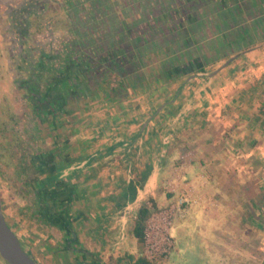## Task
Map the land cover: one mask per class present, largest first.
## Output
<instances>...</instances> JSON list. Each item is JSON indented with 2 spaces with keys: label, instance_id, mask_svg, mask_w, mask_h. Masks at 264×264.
<instances>
[{
  "label": "crops",
  "instance_id": "crops-1",
  "mask_svg": "<svg viewBox=\"0 0 264 264\" xmlns=\"http://www.w3.org/2000/svg\"><path fill=\"white\" fill-rule=\"evenodd\" d=\"M203 10V6L196 7V22ZM213 11L211 15L219 22L218 33L228 35L231 42L235 38L233 45L229 41L231 55L226 60L223 57L207 60L205 72L171 81L161 79V70L172 62L177 64L186 59L185 46L177 54L175 51L171 54L168 47L172 56L168 54L165 57L168 60H164L156 72L144 70V64L141 65L144 59L135 54L131 58L135 60V69H132L135 70V86L123 82L125 91L113 99L109 98L105 87L101 88L97 97L91 95L68 117L60 118H67L68 126L52 131L50 140L61 142L66 136L70 145L67 151L72 166L64 175L74 181L77 204L80 199L84 202L83 211L74 212L84 216L83 252L87 255L84 259L87 264H94L95 258L100 259V264H133L135 258L144 257L142 243L133 236L134 219L140 206L150 200L158 207L160 172L179 154L161 145V134L183 109L187 113L179 121L184 144L199 153L200 160L189 163L192 165L190 179L197 183L201 179L206 181L205 175L212 174L217 162L210 150L262 145L264 0H238L235 7L229 9L232 14L220 8ZM196 31L191 30L195 34ZM157 49L156 53L165 59L163 53L167 52ZM191 53L202 54L198 49ZM57 134L61 135L58 139ZM180 153L179 158L183 156V152ZM145 172V181L140 183ZM168 197L172 195H166V199ZM193 205L190 217L197 212ZM74 218L75 231L80 219L76 214ZM35 225L31 239L36 241V246L32 256L35 258L36 254L38 264L79 263L78 253L82 251L77 249L75 253L70 249V242L64 240L54 244L52 229L36 222ZM77 232L74 235L78 238ZM56 234L64 239L61 231ZM130 241L141 245L139 254H135Z\"/></svg>",
  "mask_w": 264,
  "mask_h": 264
},
{
  "label": "rangeland",
  "instance_id": "rangeland-1",
  "mask_svg": "<svg viewBox=\"0 0 264 264\" xmlns=\"http://www.w3.org/2000/svg\"><path fill=\"white\" fill-rule=\"evenodd\" d=\"M78 1L80 6L67 0H0V196L9 226L31 255L35 252L36 241L31 237L36 225L23 198L24 187H21L20 179L24 177H17L19 164L14 144V140L21 134H18V130L24 124L19 122L23 118L22 97L16 90L17 71L13 59L21 46L9 20V13L28 5L30 17L27 13L24 15L29 18L28 31L32 36V42L28 45L44 47L50 51H56L64 44L77 43L76 40L81 37L84 44H87V40L88 44L91 42L90 45L96 42L95 47L97 44L106 50L120 44L121 48L128 51L131 46H136L135 37H139L141 44L147 42L145 48L140 49L144 59L141 65L144 64V70L151 69L154 72L164 60H168L165 58L169 54L168 47L171 54L174 51L177 54L185 46L183 55L198 49L202 53L200 57L205 60L215 61L221 57L226 60L231 55V52L228 53L230 45L226 41L224 44L218 42L219 38L225 37L218 33V24L209 11L210 5H205L206 0L179 3V13L184 18L195 19L196 7L204 8L200 20L196 22L195 19L192 25L187 26L197 30L196 34L191 32L192 35H189L188 31L189 37L180 38L179 41H168L165 38L168 35L166 26L169 24V12L176 9L173 0ZM173 22L170 25L172 27L177 21ZM114 25L116 27L112 28ZM142 26L146 28L143 30ZM171 33H174V38H177L176 34H181L175 29H171ZM128 36L126 43L123 40ZM157 48L167 52L163 53L165 59L156 53ZM130 53L133 56L135 51ZM121 64L123 78L116 74L107 75L103 82L114 87L122 79V82L135 86V70L132 74L130 72L135 69L134 60ZM180 128H177L168 146L179 154H176L177 159L172 164H167L160 172L157 184L158 207L154 208V212L166 206L170 199L172 202L176 199L174 194L166 199L172 188L182 192L187 190L186 193L194 189V197L189 196V199L196 200L193 206L197 207V212L192 214L194 217H190V209L184 219L173 223L170 232L173 250L153 264H264V134L262 145L258 144L257 147L230 149L225 146L210 150L212 158L217 162L212 167V174L205 175L206 181L201 179L197 183L190 179L192 165L189 163H197L200 160L199 153L196 148H188L184 144ZM48 141L46 139L44 143ZM181 151L183 158H179ZM130 242L135 254H139L141 245L135 241ZM142 245L144 250V243ZM35 258H38L36 254ZM0 264L6 263L0 258Z\"/></svg>",
  "mask_w": 264,
  "mask_h": 264
},
{
  "label": "trees",
  "instance_id": "trees-1",
  "mask_svg": "<svg viewBox=\"0 0 264 264\" xmlns=\"http://www.w3.org/2000/svg\"><path fill=\"white\" fill-rule=\"evenodd\" d=\"M67 1L75 3L74 5L77 6L81 5L78 0ZM203 1L204 0H201V2ZM206 1L207 2L205 3V5H210V13L214 12L213 10H215L216 8H220L228 14L231 13L229 9H231V7H235L238 0ZM185 2L187 3L189 2V0H173L176 9L174 8L171 12H169V24L166 26L168 35H166L165 37L168 39V41L169 39L179 41L180 38H184V35L187 34L188 31L189 35H191L190 30L192 26L190 28H188L187 26L192 25L194 20L190 18H184V16L179 13V3L184 4ZM32 3L33 2H31V4L29 3L30 6H32ZM78 10L80 9H77L76 11ZM26 13L30 17L28 5H23L17 10L9 13V20L11 21L13 29L17 33V40L19 41V44L21 46L19 53H17L13 58L14 68L17 71V77L15 81L21 80L26 82V84L28 85L27 87L25 86V84L24 86L23 84L20 86H22L28 96H31V93H33L35 90L33 88V84L36 85L40 81H42L45 85L41 93H35L37 95V99H35L37 104L31 103L32 110H34L36 107H39L38 110L36 108L34 112L36 116L40 115L41 117H43L44 124L46 125V128L44 129L46 130V133H44L45 136L49 131H59L62 130L66 125L68 126V119L65 118V120H60V118L63 116L68 117L69 114L80 105V102L84 103V101H86L85 99H90V97H92L93 95H96L97 97L101 88L105 87L104 90L105 92H108L109 98L111 99L120 96L123 91H125L122 79L117 81L114 87H110V85L107 84L106 81L103 82V79L107 75L109 76L113 74H116V76L123 78V76L121 75V63L131 60L132 56H130V52L132 50L135 51V54L141 57L140 49H142L144 47V44L147 42H143L141 44L142 40L139 37H135V42H137V44L134 47L131 46L128 51H125L123 48H121L122 45L120 44H118V46H116L115 48L111 46V48L108 50L104 49L103 47H99L97 44L95 47L96 42L90 45L91 42L90 44H88V40L87 46V44L81 42L82 37L76 40L77 43H70L72 45L64 44L60 49L56 51H50L40 46L32 47L28 45L29 42H32V36L28 31L29 18L28 16H24ZM226 18L227 17H225V19ZM173 20H176L177 22L172 27L170 25L174 23ZM115 27L116 26L114 25L112 28ZM217 27H219V24L217 25ZM141 28L144 30L146 27L142 26ZM121 29L120 31L122 34L123 29ZM171 29H175L177 33L181 34H176L177 38H174L175 36L172 37L174 33H171ZM129 37L130 36L125 38L123 41L127 43V39ZM224 37L225 38H219L218 42L224 44V41H226V43H228L227 45H229V36L224 34ZM234 39L235 38L233 37V41H230L231 45L234 44ZM190 53L191 52L187 53V55H184L186 59L182 61H179V58L177 57L179 61L177 62V64L172 62L170 64L171 66H165L161 70V79L174 81L179 78L189 76L193 73L205 72L207 59H203L202 57L198 56V54L191 53L190 55ZM130 72L131 74L133 73L132 70ZM28 99L31 100L32 98ZM60 136H58L57 134V139ZM66 138L67 137L64 136L62 143L58 142L56 139H53L55 151H51V153L43 152L44 155L49 157L47 158V160H50V162L53 163V167L56 171L62 170L69 164H71L69 155L66 161H64L61 156L63 150H65L66 148H70V145L66 142ZM56 143L59 145H57ZM56 149H60V151L58 152L56 151ZM19 176L24 177V174H22V172L19 173L17 170V177L19 178ZM146 176L147 172L144 173V178L140 180V183L145 181ZM51 180L53 179H46L44 180V183H50ZM20 181L21 187L26 188L28 181L26 182V180L23 181L21 179ZM150 204L153 206V208H156V204L154 201L150 200ZM150 214L151 209L147 204H143L142 206H140L136 213L133 226V236L139 243H143L144 241L145 225ZM133 264L153 263L145 257H141L138 258Z\"/></svg>",
  "mask_w": 264,
  "mask_h": 264
},
{
  "label": "flooded vegetation",
  "instance_id": "flooded-vegetation-1",
  "mask_svg": "<svg viewBox=\"0 0 264 264\" xmlns=\"http://www.w3.org/2000/svg\"><path fill=\"white\" fill-rule=\"evenodd\" d=\"M15 84L16 86H19V88L17 86L16 90L21 93L20 96L22 97L23 118L20 117V119L22 118V121L19 122L20 124L21 122L24 124L18 130V134L21 133L20 136L23 137V140L18 136L16 140H14V144H16V160L20 166L17 170L19 173L22 172V174H24L23 181H28L27 187L24 188L22 193L23 198L26 200L28 211L31 214L30 217L35 220L36 224L47 225L49 230L52 229L50 234L54 240V244L60 240H64L67 243L70 242V249L72 251L74 250L75 253L77 249L78 252L82 251L81 254L78 253L81 258L78 264H87L84 260L87 255L83 252L84 216L80 212V216H78L79 214L77 212H74L75 210L83 211L84 202L83 199H80L78 203L79 205L77 204V198L74 193L76 189L73 188L74 181L69 180L70 177L64 175V172L72 166V163L66 168L56 171L53 167V163L50 162V160H47L49 157L44 155L43 152L51 153V151H55V145H53L54 142L52 141L53 139L50 140V138L53 137L52 131L47 132L48 135L46 134L45 136L44 133H46V130L44 129L46 128V125L44 124L43 117L40 115L36 116L34 112L36 108L38 110L39 107H36L34 110L31 108V103H36L35 99H37V95L35 93H41L45 85L42 81L36 85L32 82L35 90L31 93V96H28L26 91L20 86L22 84L24 86L25 84L27 87L28 85L26 82L18 80L15 81ZM28 98L32 99L29 100ZM38 139H40V142ZM46 139L49 141L44 143ZM60 143H62V141ZM67 150L68 148L62 151L63 155L61 154L64 161H66L68 157ZM56 151L59 152L60 149H56ZM49 178H52L53 180H51L50 183H44V180ZM74 214L80 219L76 226L77 229L75 230L76 232H79V239L74 235ZM5 219L8 223V219L6 217ZM56 231H61L64 239L58 238ZM69 237L70 239H68ZM74 241L75 245H72ZM63 246L66 247L65 243ZM99 260V258H95L94 264H100Z\"/></svg>",
  "mask_w": 264,
  "mask_h": 264
},
{
  "label": "built area",
  "instance_id": "built-area-1",
  "mask_svg": "<svg viewBox=\"0 0 264 264\" xmlns=\"http://www.w3.org/2000/svg\"><path fill=\"white\" fill-rule=\"evenodd\" d=\"M186 109H183L176 119H171L167 127L161 134V145L168 147L172 141L177 128L180 126V118L185 117ZM173 120V121H172ZM182 190V189H181ZM170 194H174L176 199L172 202L170 199L168 204L163 208H159L154 212V208L150 203H147L151 209V214L146 221L144 230V250L143 255L146 259L154 263L161 256L171 254L173 250V241L170 234V229L176 220H182L191 209L196 200L189 199V196L194 197L195 190H184L172 188ZM192 203V204H191ZM153 211V212H152Z\"/></svg>",
  "mask_w": 264,
  "mask_h": 264
},
{
  "label": "water",
  "instance_id": "water-1",
  "mask_svg": "<svg viewBox=\"0 0 264 264\" xmlns=\"http://www.w3.org/2000/svg\"><path fill=\"white\" fill-rule=\"evenodd\" d=\"M0 258L6 264H38L34 257L27 253L19 237L7 223L0 196Z\"/></svg>",
  "mask_w": 264,
  "mask_h": 264
}]
</instances>
